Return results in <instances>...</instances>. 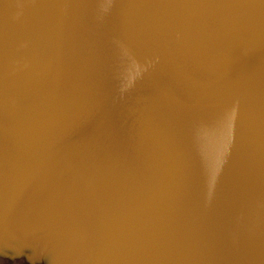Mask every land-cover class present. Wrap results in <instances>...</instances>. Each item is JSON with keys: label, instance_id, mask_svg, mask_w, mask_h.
<instances>
[{"label": "water", "instance_id": "95a60500", "mask_svg": "<svg viewBox=\"0 0 264 264\" xmlns=\"http://www.w3.org/2000/svg\"><path fill=\"white\" fill-rule=\"evenodd\" d=\"M19 249L264 264V0H0V256Z\"/></svg>", "mask_w": 264, "mask_h": 264}, {"label": "bare ground", "instance_id": "6f19581e", "mask_svg": "<svg viewBox=\"0 0 264 264\" xmlns=\"http://www.w3.org/2000/svg\"><path fill=\"white\" fill-rule=\"evenodd\" d=\"M44 246H46V244ZM15 252H16V254L18 256H20V261L18 263H8L7 260L4 259L8 253H4L2 255V257L0 256V264H39L40 263V258L39 257H34V258L30 259V260L24 259V257L22 256L23 255L22 254L23 251H21V249L14 251V253Z\"/></svg>", "mask_w": 264, "mask_h": 264}]
</instances>
